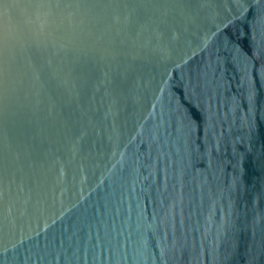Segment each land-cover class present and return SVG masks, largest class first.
Listing matches in <instances>:
<instances>
[{
	"label": "water",
	"instance_id": "obj_1",
	"mask_svg": "<svg viewBox=\"0 0 264 264\" xmlns=\"http://www.w3.org/2000/svg\"><path fill=\"white\" fill-rule=\"evenodd\" d=\"M0 264H264V0H0Z\"/></svg>",
	"mask_w": 264,
	"mask_h": 264
}]
</instances>
